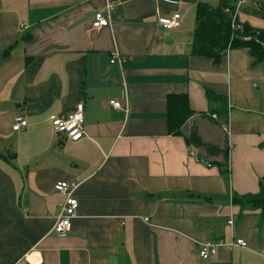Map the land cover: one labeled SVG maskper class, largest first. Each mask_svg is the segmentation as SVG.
Instances as JSON below:
<instances>
[{
  "label": "crops",
  "instance_id": "1",
  "mask_svg": "<svg viewBox=\"0 0 264 264\" xmlns=\"http://www.w3.org/2000/svg\"><path fill=\"white\" fill-rule=\"evenodd\" d=\"M116 1L112 24L95 27L106 0H0V264H264L260 211L232 202L264 177V62L238 48L220 63L191 54L197 4L217 0ZM261 3L246 0L239 20L264 28L246 10ZM176 12L182 25L164 28ZM125 88L130 109L110 106ZM206 88L228 98L218 123ZM172 92L195 110L184 135L168 131ZM79 103L83 137L57 134L53 117ZM18 115L28 124L16 131ZM193 130L221 151L188 144ZM59 181L79 200L63 235ZM237 237L248 246H230ZM209 240L222 244L204 259Z\"/></svg>",
  "mask_w": 264,
  "mask_h": 264
},
{
  "label": "trees",
  "instance_id": "2",
  "mask_svg": "<svg viewBox=\"0 0 264 264\" xmlns=\"http://www.w3.org/2000/svg\"><path fill=\"white\" fill-rule=\"evenodd\" d=\"M237 2L238 0H219L216 6L206 1H200L197 4L195 28L190 43L191 54L207 56L212 58L214 63H220L230 50L238 48L244 49L250 54L254 65L264 62V28H258L252 26L249 22L240 21L238 18L239 12H237ZM250 11L264 16V3ZM236 12L237 15L234 19L233 14ZM8 53L9 50H6L3 56H7ZM206 96L210 105L215 102H221L219 108L210 109V114L207 117L216 123L218 121L214 120L211 116L212 113L218 112L221 118L227 117L228 98L209 88H206ZM194 113L195 110L190 107L188 93L172 92L167 95L166 118L170 134L184 135L182 127ZM185 137L188 144L203 146L211 154L221 151L219 146L205 142L197 134L196 130H193L187 136L185 135ZM261 145L264 147V142ZM223 154H225L226 160L225 163L219 162V166L222 168V172L227 174L229 157L227 147L223 150ZM223 166H226V169ZM232 202L240 205L242 209L259 210L261 219H264V177L260 179L258 192L243 195L233 193Z\"/></svg>",
  "mask_w": 264,
  "mask_h": 264
},
{
  "label": "built area",
  "instance_id": "3",
  "mask_svg": "<svg viewBox=\"0 0 264 264\" xmlns=\"http://www.w3.org/2000/svg\"><path fill=\"white\" fill-rule=\"evenodd\" d=\"M116 3V0H106L105 8L98 10L95 13V20L93 24L95 27H103L112 24V10L115 7ZM245 3L246 0H238L237 12H239L240 8ZM237 12L233 14L234 19L236 18ZM182 21V13L176 12L170 17L160 19V24L166 29H173L179 28L182 25ZM118 62H121V57L119 54L115 53V55H113L111 58V63ZM108 104L115 109H123L125 111H128L130 109V99L127 95V89L125 88L124 95L122 96V98H111L108 100ZM211 116L216 119L219 118L216 113H212ZM84 121L85 113L83 103H79L74 111L56 115L52 119L55 132L57 134H65L73 140H79L83 137L85 133ZM226 123V121H223L225 131L227 132L228 126ZM27 124V119L22 115H18L15 117L13 129L16 131L20 130L23 126H26ZM191 155L195 156V158L198 160H202L198 155L193 152H191ZM55 187L58 191L65 195V202L54 223V230L58 234L63 235L70 231L72 227V218L75 216L76 210L79 206V200L77 199V197H75L74 194L75 189L77 187V183L69 181H59L56 183ZM146 220L148 219L146 218ZM230 223H233V221L231 220ZM221 244L222 242L215 243L210 240L202 242L200 245V256L204 259H209L213 257L218 252V247ZM229 245H239L242 247H247L248 243L245 239L237 237L234 238L229 243Z\"/></svg>",
  "mask_w": 264,
  "mask_h": 264
},
{
  "label": "rangeland",
  "instance_id": "4",
  "mask_svg": "<svg viewBox=\"0 0 264 264\" xmlns=\"http://www.w3.org/2000/svg\"><path fill=\"white\" fill-rule=\"evenodd\" d=\"M216 2H217L216 4H212V5H213V6H216V5L219 3V0H217ZM253 8H254V7H253ZM250 10H252V9H248L249 12H251ZM248 11H247V13H249ZM251 13H252V12H251ZM252 15H255V16H257V17H260V18H263V19H264V16H262V15H257V14H254V13H253Z\"/></svg>",
  "mask_w": 264,
  "mask_h": 264
}]
</instances>
